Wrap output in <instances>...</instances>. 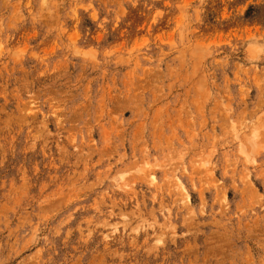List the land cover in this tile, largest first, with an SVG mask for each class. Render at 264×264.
<instances>
[{"label": "rangeland", "instance_id": "rangeland-1", "mask_svg": "<svg viewBox=\"0 0 264 264\" xmlns=\"http://www.w3.org/2000/svg\"><path fill=\"white\" fill-rule=\"evenodd\" d=\"M0 264H264V0H0Z\"/></svg>", "mask_w": 264, "mask_h": 264}, {"label": "bare ground", "instance_id": "bare-ground-1", "mask_svg": "<svg viewBox=\"0 0 264 264\" xmlns=\"http://www.w3.org/2000/svg\"><path fill=\"white\" fill-rule=\"evenodd\" d=\"M231 128H234V127H231ZM241 145H242V144H241ZM243 149H244V147H243ZM247 158H248V157H247ZM247 158H246V159H247ZM250 159H251V158H250ZM156 162H157V161H156ZM247 162H248V161H247ZM160 163H161V162H160ZM130 165H131V164H130ZM151 166H152V165H151ZM145 168H146V167H145ZM144 170H145V169H144ZM141 171H142V170H141ZM183 195H184V194H183ZM185 199H186V198H185ZM182 200H183V199H182ZM186 200H187V199H186ZM130 213H131V211H130ZM134 215H135V214H134ZM136 216H137V215H136ZM129 222H130V221H129ZM104 223H105V222H104ZM118 223H119V222H118ZM124 223H125V222H124ZM106 224H107V223H106ZM122 224H123V223H122ZM109 225H110V224H109ZM114 225H117V224L114 223ZM123 225H124V224H123ZM111 226H113V225H111ZM115 227H116V226H115ZM115 227H114V228H115ZM131 229H132V228H131ZM114 230H115V229H114ZM132 230H135V229H132ZM134 232H135V231H134Z\"/></svg>", "mask_w": 264, "mask_h": 264}]
</instances>
